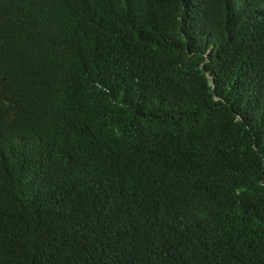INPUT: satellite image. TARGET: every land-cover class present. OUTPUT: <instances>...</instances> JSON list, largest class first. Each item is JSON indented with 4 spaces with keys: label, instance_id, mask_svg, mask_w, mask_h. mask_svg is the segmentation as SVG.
<instances>
[{
    "label": "trees",
    "instance_id": "trees-1",
    "mask_svg": "<svg viewBox=\"0 0 264 264\" xmlns=\"http://www.w3.org/2000/svg\"><path fill=\"white\" fill-rule=\"evenodd\" d=\"M0 264H264V0H0Z\"/></svg>",
    "mask_w": 264,
    "mask_h": 264
},
{
    "label": "clouds",
    "instance_id": "clouds-1",
    "mask_svg": "<svg viewBox=\"0 0 264 264\" xmlns=\"http://www.w3.org/2000/svg\"><path fill=\"white\" fill-rule=\"evenodd\" d=\"M210 48H211V46H210ZM206 74L210 77V82L212 83L213 82V75H210L209 71H206Z\"/></svg>",
    "mask_w": 264,
    "mask_h": 264
}]
</instances>
